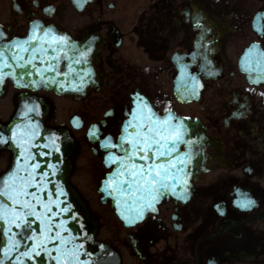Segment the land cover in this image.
<instances>
[{"label":"flooded vegetation","instance_id":"af4514ba","mask_svg":"<svg viewBox=\"0 0 264 264\" xmlns=\"http://www.w3.org/2000/svg\"><path fill=\"white\" fill-rule=\"evenodd\" d=\"M11 44L31 59L12 71H79L77 95L6 79L0 124L31 96L67 131L70 182L107 208L119 264H264V0H0V49ZM122 149L143 210L127 226L97 191ZM12 161L0 148V177ZM156 166L166 187L150 183Z\"/></svg>","mask_w":264,"mask_h":264},{"label":"water","instance_id":"95a60500","mask_svg":"<svg viewBox=\"0 0 264 264\" xmlns=\"http://www.w3.org/2000/svg\"><path fill=\"white\" fill-rule=\"evenodd\" d=\"M14 50L11 45L1 50L4 71H0V90L6 77L20 82V86L30 87V83L38 81L35 71H11L17 60L21 68L29 67L31 62L26 55L16 58ZM42 75L45 87L58 94L78 92L77 71L61 75L43 71ZM40 110L44 107L39 101L23 97L12 120L0 125V140L4 141L0 148L11 149L14 158L8 173L0 177V264H119L109 246L94 240L98 219L90 215L69 183L73 141L65 130L46 128ZM125 139L123 130L122 142ZM131 154L136 156L135 152ZM125 160L126 157L115 164L114 172L99 190L104 201L114 199L112 206L127 224L141 217L139 214L136 218L137 213L126 209ZM24 221L29 223L28 228Z\"/></svg>","mask_w":264,"mask_h":264},{"label":"snow or ice","instance_id":"6c2138e0","mask_svg":"<svg viewBox=\"0 0 264 264\" xmlns=\"http://www.w3.org/2000/svg\"><path fill=\"white\" fill-rule=\"evenodd\" d=\"M197 26H199L198 23H197ZM33 27L36 28V27H39V25H35L34 24ZM2 59H3V57H0V60H2ZM126 130H127V127L125 128V131ZM148 131L151 132L152 129H149ZM0 142H4V141L0 140ZM140 143L146 144L147 147L150 149L151 146H152V144L153 143H157V141L150 140V139L146 138L144 141H142ZM105 146H108V145H105ZM133 146L135 147V144ZM140 150L143 151L144 149L141 148ZM159 155H170V153L161 152V153H159ZM141 159H144V157H141ZM157 169H159V170H157ZM143 171L144 170L141 168L139 170V173L142 174ZM153 172H155V176L153 177L152 181H150V183H157V184H160L162 187H166V185L163 184V181L166 180V179H168L167 169H163L160 166H156V168L149 167V169H148L149 175H151ZM136 174L137 173H132L133 176H135ZM252 203H253L252 201H246V202L242 203L240 206L241 207H249ZM16 226L17 227H20L21 225L20 224H17ZM29 226H30L29 223L27 221H24V227L25 228H28ZM13 247H15V246L13 245ZM25 255H27V253H25Z\"/></svg>","mask_w":264,"mask_h":264},{"label":"rangeland","instance_id":"374dc122","mask_svg":"<svg viewBox=\"0 0 264 264\" xmlns=\"http://www.w3.org/2000/svg\"><path fill=\"white\" fill-rule=\"evenodd\" d=\"M90 210L94 213H98V210L100 211V225H99V229H98V233H97V239H101L105 242H109L110 241V230L112 229V218L107 210V208L105 207H101V205L99 204V206L97 205V203L93 202L92 204H89ZM97 209V210H96ZM119 234H121L119 232Z\"/></svg>","mask_w":264,"mask_h":264}]
</instances>
